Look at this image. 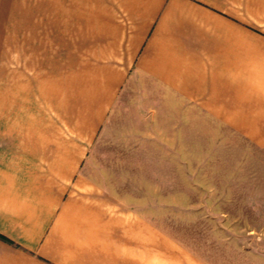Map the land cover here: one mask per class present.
I'll return each instance as SVG.
<instances>
[{"label": "crops", "instance_id": "1", "mask_svg": "<svg viewBox=\"0 0 264 264\" xmlns=\"http://www.w3.org/2000/svg\"><path fill=\"white\" fill-rule=\"evenodd\" d=\"M204 134L264 149V0H0V264H220L155 218Z\"/></svg>", "mask_w": 264, "mask_h": 264}, {"label": "rangeland", "instance_id": "2", "mask_svg": "<svg viewBox=\"0 0 264 264\" xmlns=\"http://www.w3.org/2000/svg\"><path fill=\"white\" fill-rule=\"evenodd\" d=\"M201 139L200 165L187 182L174 169L155 168L170 180L156 178V190L165 184V198H155L156 220L220 264H264V149L236 134Z\"/></svg>", "mask_w": 264, "mask_h": 264}]
</instances>
